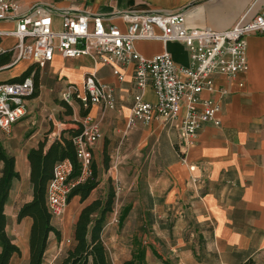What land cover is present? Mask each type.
I'll use <instances>...</instances> for the list:
<instances>
[{"label": "crops", "instance_id": "crops-1", "mask_svg": "<svg viewBox=\"0 0 264 264\" xmlns=\"http://www.w3.org/2000/svg\"><path fill=\"white\" fill-rule=\"evenodd\" d=\"M38 1L22 0L21 4L27 9ZM45 2L53 6L56 30L61 28L63 12H69L74 16H101L106 26H115L123 33L128 30L129 17L151 11L183 13L185 27L189 30L228 31L240 22L253 20L264 4V0ZM14 28V24L0 22V31L7 32ZM153 33L156 36L162 34L157 28ZM247 43L249 71L235 80L218 76L215 78L214 91L202 94L203 99H210L219 106L220 111L216 116L221 125H205L199 131L196 146L186 154L181 153L177 146L180 121L171 126H166L162 120H154L149 125L137 122L129 126L134 98L139 93L132 66L121 70L124 81H119L114 75L113 67L95 66L88 57L65 60L56 55L54 61L42 69L32 61L20 62L24 64L19 69L17 66L20 63L9 68L7 77L0 80V83L13 82V79L20 78L34 67L29 77H34L39 70L40 91L38 97H31L28 101L32 103L28 105V116L14 125L10 133L0 131V142L16 158L21 176L14 187L16 183L19 188V183L30 182V150L45 140L46 148H49L64 132L75 129V124L80 125V120L88 116L101 122L102 138L91 151L92 163L99 173V188L111 182L109 188L118 191L117 202L120 193L124 194L126 190L133 191L131 196L139 195L138 201L135 199L129 206L143 210L141 218H144L146 224L154 228L160 225L164 231L170 229V238L177 236L174 246L169 248L172 253L179 251L182 256H188L187 247L194 244L193 240L197 236L198 240L204 241L203 250L206 255L213 257L203 264H264V37L250 36ZM15 44L13 38H0V47L5 51L12 49ZM135 48L147 59L167 51L176 65H189V53L180 43L165 45L159 39L143 40L135 42ZM11 59L8 64L0 67V72L8 70L3 68L11 65ZM92 73H96L101 83L113 88L115 110L91 106L87 116L83 117L80 114L83 107L78 102L81 107L73 109V115H69L72 119L65 118L63 122L52 115L48 121H38L41 114L40 111L37 112L40 115L35 114V108H40L36 102L49 90L52 93L55 91L50 87L52 79H68L63 90L68 85L82 89L84 77ZM143 94L146 101L155 102L151 88ZM64 110L62 105L55 109L60 115H63ZM64 136L69 137V134L65 133ZM100 167L107 172H103L107 174L103 179L100 178ZM191 167H195V170L191 171ZM2 169L3 163L0 162V175ZM13 192L6 205L7 233L20 247L21 256L14 255L10 264H28L33 221L26 217L18 222V213L25 203L33 199V187L31 185L27 193L20 190L15 199ZM79 202L80 198L75 197L69 203L61 223L52 221L61 231L62 240L58 241L54 234H50L43 264H60L62 256H66L73 243L74 227L81 210ZM190 228L193 231L188 236L186 232ZM150 249L158 252L156 244L150 245ZM151 252H146L148 261ZM132 257L130 252L124 262L130 261Z\"/></svg>", "mask_w": 264, "mask_h": 264}, {"label": "built area", "instance_id": "built-area-1", "mask_svg": "<svg viewBox=\"0 0 264 264\" xmlns=\"http://www.w3.org/2000/svg\"><path fill=\"white\" fill-rule=\"evenodd\" d=\"M22 0H0V22L11 23V31H0V38H13L16 44L0 55H12L9 69L22 61H32L39 68L54 61L56 55L65 60L88 57L95 66L114 68V75L124 81L121 70L133 67V78L139 93L134 98L129 126L142 122L146 125L162 120L167 125L180 121L178 149L181 153L194 148L199 131L208 124L220 126L217 119L220 108L203 92H212L215 78L224 76L235 80L249 71L247 39L253 35L264 37V4L261 12L247 23H238L228 31L189 30L181 12L151 11L128 18L129 27L123 33L115 26H106L103 17L74 16L63 12L61 28H54V9L45 0H39L27 9ZM157 28L162 34L156 36ZM159 39L180 43L189 53V65H176L166 51L151 59L140 55L135 42ZM151 88L155 102L144 99V91ZM34 77L21 82L0 83V131L10 133L12 127L28 116V101L34 95ZM61 100L69 105L78 101L88 109L101 106L115 110L113 88L101 83L96 73L86 75L83 88L68 85L61 92ZM82 131L72 138L81 175L72 179L74 165L66 159L56 164L53 178L47 185L46 204L52 219H61L69 206L72 190L91 176V151L102 138L101 122L86 117ZM191 171L195 167L190 168ZM114 212V211H113Z\"/></svg>", "mask_w": 264, "mask_h": 264}, {"label": "trees", "instance_id": "trees-1", "mask_svg": "<svg viewBox=\"0 0 264 264\" xmlns=\"http://www.w3.org/2000/svg\"><path fill=\"white\" fill-rule=\"evenodd\" d=\"M10 59L11 54L9 53L0 55V67L8 64ZM33 69L34 67H31L20 78L13 79V82L24 81L31 76ZM38 81L39 70L34 76L35 91L32 98L39 96ZM61 105L67 110V115H73V108L69 104L62 102ZM87 111L88 109L82 108L81 116L86 117ZM80 126V129L64 132L61 138L56 139L49 148H46L47 140L40 142L38 147L30 150L28 154L33 199L25 203L18 213V222L26 217L33 221L29 239L30 258L28 264H43L50 234H54L58 241L62 240V233L53 225L52 216L47 208V185L53 178L56 164L66 159L71 160L74 165L71 178L80 177L81 166L78 163L72 141L73 137L81 133L82 125L80 124ZM65 133H68L69 137H65ZM0 162L3 163L0 175V264H10L14 255L21 256V249L7 233L6 205L14 183L20 181L21 176L17 170L16 158L6 151L1 142ZM99 186V173L96 165L92 163L91 176L72 190L69 203L75 197H79L80 203L84 204ZM115 200V189L110 187L104 198L94 199L81 209L74 227L73 243L60 264H110L109 252L103 240V232L109 216L114 211ZM128 213V209L123 211L119 220L120 225L123 226ZM146 252L145 247L136 243L132 260L124 264H147ZM153 253L157 258H160L156 250H153ZM165 264H170V262L167 261Z\"/></svg>", "mask_w": 264, "mask_h": 264}, {"label": "rangeland", "instance_id": "rangeland-1", "mask_svg": "<svg viewBox=\"0 0 264 264\" xmlns=\"http://www.w3.org/2000/svg\"><path fill=\"white\" fill-rule=\"evenodd\" d=\"M12 62V59H11ZM24 63H20L17 67L19 69ZM14 68V67H13ZM35 68H38L35 66ZM41 70V69H40ZM8 70H4L0 72V80H5V78L8 75ZM2 82V81H1ZM69 82L68 79H62V78H55L50 81V87L55 90L53 93L51 90H49L48 93L43 94L42 99L39 100L38 103L40 105V108H35V114L38 116L40 115L39 120L48 121V118L52 115H55L56 119L58 121H63L65 118L72 119L69 115H67V110L65 109L63 112V115L59 114L55 111L56 106H61V103L63 102L61 100V92L65 88L66 83ZM32 103H28V105H31ZM78 101L72 102L71 107L79 108ZM81 107V106H80ZM44 110V112H42ZM40 111V114L37 112ZM65 115V117H64ZM76 116L73 117V119ZM84 119L80 120V123L83 124ZM74 123L73 121H71ZM75 129H80L81 126L79 124H75ZM93 161H95L93 157ZM99 162V161H98ZM101 165V163H100ZM102 167L99 168L100 172V178H104L107 176V172L103 171ZM104 172V173H103ZM111 183V182H110ZM110 183H106L104 186H101L102 188L97 189L89 200H87L84 204H81L79 202L80 209H82L85 205L89 204L91 201L97 198H104L109 191ZM19 188H17V183L15 184V187H13V199L16 198V195L19 193V191H25V193L30 191L31 185L30 182L27 183H19ZM19 190H17V189ZM116 193L118 191L115 189ZM133 191H127L123 194L120 193V200L119 202L115 201L114 205V212L110 215L107 224L105 226L104 232H103V240L107 246L108 252H109V261L110 264L114 262L115 264H124V258L126 255H130V252L132 253L136 250V243L141 244L143 247L146 248L147 252H151L150 260H147L146 257V263L147 264H165V262L169 261L170 264H192L193 262L196 263H208L210 258L208 255H206V252L203 250V240H198L197 236H195V239L193 240L192 246L187 247V254L188 256H182L181 253L178 251L177 253H172L170 251V246H174V239H176L177 236H173L174 238H170V232L168 229L167 231H164L162 228H160V225H155V228L153 225L146 224L143 220L144 218H141L142 215V209L136 208L134 209L133 206H129V203L132 204L135 202L136 199L138 201V196L134 197L135 195L131 196ZM138 194V193H137ZM118 198V195H117ZM133 198V199H132ZM130 207V208H128ZM124 209H129L128 216L123 224H119L120 216ZM81 211V210H80ZM65 215V214H64ZM143 216V215H142ZM64 217V216H63ZM52 219V221H56L58 223L62 222V219ZM56 227V226H55ZM66 231V230H65ZM193 229L190 228L186 232V235L190 236L192 234ZM169 235V236H168ZM165 243V244H164ZM157 246L158 248V255L160 258H157L154 253L153 249H150V245ZM71 247V246H70ZM69 247V248H70ZM195 247V248H194ZM68 248V249H69ZM151 250V251H150ZM65 258V255L62 256L60 259V263ZM133 258V257H132ZM132 260V259H131ZM128 262V261H127Z\"/></svg>", "mask_w": 264, "mask_h": 264}]
</instances>
